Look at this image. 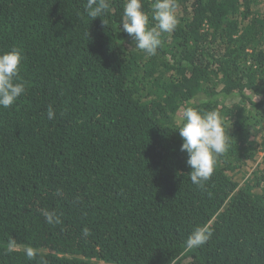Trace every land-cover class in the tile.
Segmentation results:
<instances>
[{
	"label": "trees",
	"instance_id": "obj_1",
	"mask_svg": "<svg viewBox=\"0 0 264 264\" xmlns=\"http://www.w3.org/2000/svg\"><path fill=\"white\" fill-rule=\"evenodd\" d=\"M125 2L91 19L87 0H0L25 84L0 108V264H264V0H175L153 56L120 30ZM189 106L229 135L199 185L176 130Z\"/></svg>",
	"mask_w": 264,
	"mask_h": 264
},
{
	"label": "clouds",
	"instance_id": "obj_2",
	"mask_svg": "<svg viewBox=\"0 0 264 264\" xmlns=\"http://www.w3.org/2000/svg\"><path fill=\"white\" fill-rule=\"evenodd\" d=\"M109 7V0H87L86 13L94 19L105 15ZM175 9V0H154L151 19L155 21V26L149 27V14L143 10L142 0H126L120 30L133 39L135 49L153 56L162 46V34L171 33L179 23ZM102 23L107 25L106 20H102ZM21 60V53L15 48L0 53V108L12 106L25 92V84L19 77ZM46 115L49 120L55 118L51 106ZM176 130L182 139L180 150L187 153L186 164L191 169L189 175L192 183L199 185L207 181L214 171L216 158L229 148V135L225 134L223 118L215 110L201 114L194 107H185ZM44 215L48 223H59L54 212H45ZM84 235H88L87 229H84ZM211 235L207 225L196 227L185 241L186 250L203 246ZM27 255L31 259L34 253L29 250Z\"/></svg>",
	"mask_w": 264,
	"mask_h": 264
},
{
	"label": "rangeland",
	"instance_id": "obj_3",
	"mask_svg": "<svg viewBox=\"0 0 264 264\" xmlns=\"http://www.w3.org/2000/svg\"><path fill=\"white\" fill-rule=\"evenodd\" d=\"M261 154V153H260ZM251 169L249 168L247 171H250Z\"/></svg>",
	"mask_w": 264,
	"mask_h": 264
}]
</instances>
